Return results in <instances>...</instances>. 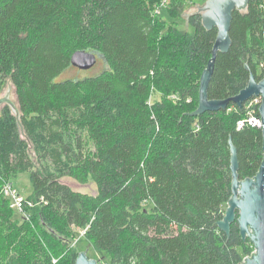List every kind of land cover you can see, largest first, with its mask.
<instances>
[{"label": "trees", "instance_id": "obj_1", "mask_svg": "<svg viewBox=\"0 0 264 264\" xmlns=\"http://www.w3.org/2000/svg\"><path fill=\"white\" fill-rule=\"evenodd\" d=\"M160 1V0H159ZM155 0H0V93L14 88L19 118L0 105V264H74L70 227L107 264H240L254 251L236 222L219 230L231 197V144L239 180L262 162L260 128L232 99L264 78V0L235 10L231 45L207 88L225 110L192 115L217 30L192 13L182 32ZM170 3V2H169ZM169 7V5H167ZM174 17L183 6L170 5ZM103 68L61 79L76 51ZM154 94H159L154 98ZM28 173L33 206L14 219L2 188ZM69 177L96 186L74 191Z\"/></svg>", "mask_w": 264, "mask_h": 264}, {"label": "water", "instance_id": "obj_2", "mask_svg": "<svg viewBox=\"0 0 264 264\" xmlns=\"http://www.w3.org/2000/svg\"><path fill=\"white\" fill-rule=\"evenodd\" d=\"M247 2L248 0H206L205 5L195 12L201 15L203 27L206 30L216 28L217 35L213 44L211 58L200 76L198 105L192 115L198 116L205 112L225 110L229 104V100H209L207 88L217 53L227 52L231 45L229 31L232 14L235 10H244ZM99 58L101 56L95 52L80 50L72 54L70 64L78 70L88 71L96 65ZM253 97L261 98L258 112L261 119L262 162L254 177L239 180L236 150L231 144V197L226 202L223 218L217 223L219 230L229 234L230 225L236 222L239 226L242 240L248 239L253 244L254 252L250 257H245L240 264H264V78L257 82L254 75L251 74L247 87L241 90L232 101L238 107H241ZM2 104H7L18 120V110L16 105L9 99V89L5 96L0 98V105ZM74 264L101 263L99 260L89 258L87 251H81L78 253Z\"/></svg>", "mask_w": 264, "mask_h": 264}, {"label": "rangeland", "instance_id": "obj_3", "mask_svg": "<svg viewBox=\"0 0 264 264\" xmlns=\"http://www.w3.org/2000/svg\"><path fill=\"white\" fill-rule=\"evenodd\" d=\"M159 0H155L158 2ZM170 2V3H169ZM206 0H160L159 5L157 6L156 13L159 17L166 20L167 22L176 26V28L182 32H187L189 34H193V28L187 24V18L190 14L197 12L205 5ZM175 4L176 6L182 5L183 6V13L180 17H174L172 11H168L170 5ZM169 5V7H167ZM103 63L101 58L97 59L96 65L88 70V71H81L77 68H71L65 71L60 78H72L76 76H83V75H93L97 73L99 70L103 68ZM9 89V99L11 102L16 104V98L14 94V88L11 86L10 83H7L1 93L0 98H3ZM159 94H154V98H158ZM61 181L67 184L71 189L74 191H79L82 193H86L88 195H96V186L92 182L91 179L87 181L85 184L77 183L75 180L69 177H64ZM12 188L22 196L23 198L30 197L32 194V188L29 181L28 173H20L15 178H13L10 182H8ZM226 208V205H225ZM224 208V209H225ZM24 214L14 213V219H19ZM27 217V215H25ZM66 235L69 239V242L75 250L79 253L81 251H87V255L89 258L99 260L101 264H107L108 258L99 252H95L91 246L86 242L85 238L83 237V231L78 230L75 228L70 227L66 232ZM254 252V251H253Z\"/></svg>", "mask_w": 264, "mask_h": 264}, {"label": "built area", "instance_id": "obj_4", "mask_svg": "<svg viewBox=\"0 0 264 264\" xmlns=\"http://www.w3.org/2000/svg\"><path fill=\"white\" fill-rule=\"evenodd\" d=\"M259 102V98H255L246 103V116L237 122V129H241L244 127L261 128V119L260 116L256 114L255 110V106L259 104ZM8 184L9 183L4 184L2 191L5 195V198H7L8 200L9 208L16 213L24 214L23 217H25V209L32 207L33 203L28 201L26 198L19 196L14 188H12Z\"/></svg>", "mask_w": 264, "mask_h": 264}]
</instances>
